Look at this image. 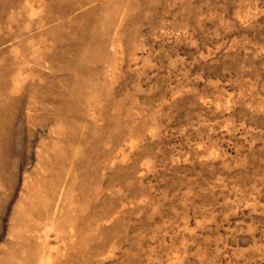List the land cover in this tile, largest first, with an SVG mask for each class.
Masks as SVG:
<instances>
[{
	"label": "rangeland",
	"instance_id": "rangeland-1",
	"mask_svg": "<svg viewBox=\"0 0 264 264\" xmlns=\"http://www.w3.org/2000/svg\"><path fill=\"white\" fill-rule=\"evenodd\" d=\"M0 264H264V0H0Z\"/></svg>",
	"mask_w": 264,
	"mask_h": 264
}]
</instances>
